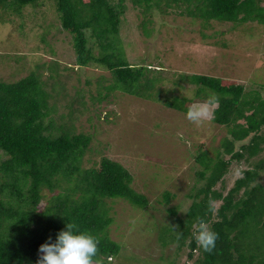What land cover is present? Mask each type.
I'll return each instance as SVG.
<instances>
[{
    "label": "trees",
    "instance_id": "obj_1",
    "mask_svg": "<svg viewBox=\"0 0 264 264\" xmlns=\"http://www.w3.org/2000/svg\"><path fill=\"white\" fill-rule=\"evenodd\" d=\"M44 1L0 0V21L4 14L20 15L26 5L37 7ZM53 1L60 27L72 37L77 66L97 63L111 73V83L103 84V75L97 82V95L91 97L96 101L106 99L114 89L141 98L169 92L158 84V75L147 76L149 66L134 65L126 57L119 31L127 1L144 16L139 27L146 36L152 31L148 23L154 8L198 22L201 40L207 35L203 30L214 23L264 25V0ZM56 69L50 66L54 94L44 89L36 72L12 82L0 78V264H37L39 246L55 242L68 222L98 239L93 259L109 264L120 245L109 235L113 216L108 200L148 205L147 196L132 187L133 176L120 162L101 156L92 166H82L91 135L76 133L63 122L72 114L73 96V103L66 104L71 109L68 116L55 114L54 97L67 96ZM179 78L194 84L193 95L173 96V100L165 96L164 105L186 114L195 98L204 102L215 96L218 103L210 122L224 126L227 135L213 156L197 147L194 160L201 168L194 172L200 185L191 188L192 201L182 217L176 216L174 208L169 210L178 229L171 232L167 226L169 238L162 243L188 239L190 264H264V183L259 180L264 162L258 157L264 151V97L258 88L247 90L235 79L210 73L180 74L172 80V92L175 85L181 86ZM239 162L251 165L225 192L220 190L218 185L226 181L231 165ZM169 196V191L164 193L166 201ZM43 199L46 204L40 209ZM198 218L218 233L211 253L199 248L193 237Z\"/></svg>",
    "mask_w": 264,
    "mask_h": 264
},
{
    "label": "rangeland",
    "instance_id": "obj_2",
    "mask_svg": "<svg viewBox=\"0 0 264 264\" xmlns=\"http://www.w3.org/2000/svg\"><path fill=\"white\" fill-rule=\"evenodd\" d=\"M126 5L119 34L128 61L149 66L147 76L158 75V84L171 93L162 91L141 98L114 89L102 101L92 99L101 75L102 83L108 84L111 73L97 63L77 66L72 37L60 27L53 0L37 7L26 5L20 15L4 14L0 21V78L12 82L36 72L44 89L54 94L49 77L54 65L67 93L64 98L54 97L55 114L67 115L71 109L66 104L73 96L72 114L63 122L72 125L76 133L91 135L82 166H92L101 156L116 160L132 174V187L147 196L145 208L120 198L108 200L113 216L109 235L120 245L109 264H190L186 260L188 239L185 243H162L169 238L170 227L171 232L178 229L175 214L169 210L174 208L178 217L184 215L192 201L191 188L200 185L194 172L201 168L194 160L197 147L213 156L221 150L220 141L227 130L210 121L198 127L163 100L169 95L170 100L173 96H192L195 86L187 78H179L181 86L175 85L174 92L171 87L180 74L185 77L193 73L235 79L247 90L258 88L264 97V25L214 23L203 30L207 35L201 40L198 22L154 8L148 23L152 31L146 36L139 27L144 16L129 1ZM221 43L229 45L223 47ZM195 100L193 104L202 103ZM258 157L264 162V151ZM250 165L232 164L219 189L225 192L237 177V170L242 174ZM259 180L264 183V169ZM167 191L170 196L166 201ZM45 204L43 199L39 208Z\"/></svg>",
    "mask_w": 264,
    "mask_h": 264
},
{
    "label": "clouds",
    "instance_id": "obj_3",
    "mask_svg": "<svg viewBox=\"0 0 264 264\" xmlns=\"http://www.w3.org/2000/svg\"><path fill=\"white\" fill-rule=\"evenodd\" d=\"M216 103H218L217 98L211 96L202 103L192 104L187 108L185 118L198 127L202 126L213 118V105ZM236 175H241L240 170H237ZM177 233L179 240L180 233ZM193 237L197 246L208 253L214 250L219 238L218 233L201 218H198L197 223L193 225ZM98 243L96 237L78 231L76 223L68 222L66 230H61L57 234L55 242H46L39 246L37 264H98L93 259L98 253Z\"/></svg>",
    "mask_w": 264,
    "mask_h": 264
}]
</instances>
